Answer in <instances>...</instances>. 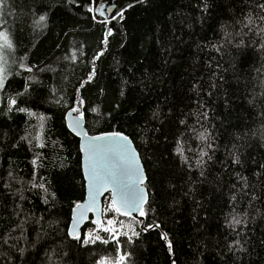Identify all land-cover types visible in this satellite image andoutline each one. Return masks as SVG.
Segmentation results:
<instances>
[{
  "label": "trees",
  "instance_id": "16d2710c",
  "mask_svg": "<svg viewBox=\"0 0 264 264\" xmlns=\"http://www.w3.org/2000/svg\"><path fill=\"white\" fill-rule=\"evenodd\" d=\"M261 5L4 0L0 264H264ZM73 109L89 135L130 138L144 165L146 216L118 214L139 233L119 244L82 243L92 221L68 234L86 198Z\"/></svg>",
  "mask_w": 264,
  "mask_h": 264
},
{
  "label": "water",
  "instance_id": "95a60500",
  "mask_svg": "<svg viewBox=\"0 0 264 264\" xmlns=\"http://www.w3.org/2000/svg\"><path fill=\"white\" fill-rule=\"evenodd\" d=\"M76 121H79V124ZM66 123L69 130L80 139L82 166L86 181V198L78 205L79 207L77 206L73 210L72 221L68 230L69 236L75 239L73 232L80 237L90 221L99 227L102 225L104 200L107 196H111V201H119L122 194L121 190L125 186L137 196L140 194V190H143L146 197V202L142 204L143 209L149 196L145 187L147 174L140 155L130 138L127 137L129 143L127 150H125L124 142L113 136L114 133L91 136L86 128L85 118L81 119V116L74 110L68 112ZM121 136L125 135L121 134ZM133 154L135 160H133ZM141 175L144 177L143 183L138 180ZM97 190H99V194H97ZM93 195H95V210H90L89 204ZM125 217L142 218L138 211H132L130 216Z\"/></svg>",
  "mask_w": 264,
  "mask_h": 264
},
{
  "label": "snow or ice",
  "instance_id": "6c2138e0",
  "mask_svg": "<svg viewBox=\"0 0 264 264\" xmlns=\"http://www.w3.org/2000/svg\"><path fill=\"white\" fill-rule=\"evenodd\" d=\"M4 6V0H0V10L3 9ZM262 8H264V5H261ZM91 11V9H89ZM102 14V13H101ZM121 17L123 16V13H120ZM44 17H41V20H43ZM7 23L6 20L2 18V12H0V28H3V26ZM109 35H111V30L109 29L108 32ZM0 40H3V45H0V50L2 48H8L11 49L13 47L12 42L9 40L8 35L6 32L0 31ZM264 47V45H262ZM102 55V53H101ZM30 70V69H29ZM3 69L0 68V86H3L4 83V75H3ZM91 79V77H89ZM15 103V101H13ZM74 111H79V109H73ZM83 118V114L81 113V119ZM77 124H79V121H76ZM73 131H75V128H73ZM79 134V133H77ZM113 136L118 137L121 141L124 142L125 145V150H127V144L128 138L125 136H121V134L114 133ZM204 138V137H202ZM102 139V138H101ZM206 155V153H205ZM133 160H135V155L133 154ZM137 171H139V168H137ZM138 180L140 183H143L144 177L141 175L138 177ZM106 187V185H105ZM121 198L119 201L113 200L112 204L108 207L107 211L114 212L119 215H125V216H130L132 211H138L140 216H146V213L142 207V204L146 202V197L143 194V190H140V194L137 196L131 192V190L125 186L122 190ZM97 194H99V190H97ZM79 207V206H78ZM89 209L90 210H95V195L92 196L91 203L89 204ZM116 221L114 220H109L108 225H114ZM234 223H239V221H235ZM102 231L108 232L111 234L112 238L116 241L117 244H119V237L116 236V229L115 227H102ZM125 236H127V233H124ZM133 235H139V233H133ZM73 236L75 239H80L78 235L73 232ZM165 240H167V236L165 235L163 237ZM130 239V238H129ZM97 241H101L102 243H109L108 239H101L100 236H95L94 238L90 235L87 240H83L82 243L87 244V243H93L95 244ZM171 245L169 244V248ZM127 259V255H120L119 256V261L118 264H124V261ZM99 264H107V261L102 259Z\"/></svg>",
  "mask_w": 264,
  "mask_h": 264
},
{
  "label": "rangeland",
  "instance_id": "374dc122",
  "mask_svg": "<svg viewBox=\"0 0 264 264\" xmlns=\"http://www.w3.org/2000/svg\"><path fill=\"white\" fill-rule=\"evenodd\" d=\"M113 9H114L113 4H110V3L104 4V5H102V7L100 9L99 14H100V16H105V18H108L112 15ZM0 31H2V30H0ZM3 32H5V31H3ZM0 45H3V40H0ZM7 49L8 48H2V50H0V68H2L4 70L3 71L4 83H3V86H0V91H2L4 84H5V81H6V72H5L4 61L6 59L5 50H7ZM111 204H112L111 196H110V198H107V199L105 198V200H104V217L102 220V225L99 227L96 224H94L93 227H90V229H88L85 232V239L86 240L89 238L90 235L94 238L97 235L101 237V234H104V233L107 234L108 232L102 231V227H115L116 236H118V237L121 236L124 232L129 234V235H133V233L136 232L135 228L132 227L133 224H127L126 222H124L123 220H121L119 218L118 214H116L114 212L107 211L108 207ZM109 220H114V221H116V223L114 225H108ZM108 234H110V233H108ZM106 261H107V264H118L119 259L115 263L112 261H108V260H106Z\"/></svg>",
  "mask_w": 264,
  "mask_h": 264
}]
</instances>
